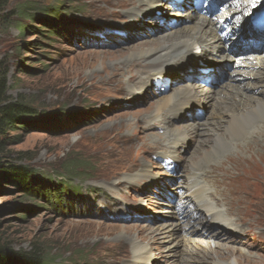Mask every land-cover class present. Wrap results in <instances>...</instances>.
<instances>
[{
	"label": "rangeland",
	"instance_id": "rangeland-1",
	"mask_svg": "<svg viewBox=\"0 0 264 264\" xmlns=\"http://www.w3.org/2000/svg\"><path fill=\"white\" fill-rule=\"evenodd\" d=\"M191 1L182 0L180 8L161 0L159 17L148 10L131 17L133 7L125 0H10L7 15L0 13L5 96L8 103L24 102L37 115L19 126L23 130L5 135L13 140L7 148L12 165L57 183L66 179L81 195L80 204L59 215L48 203L23 198L18 188L0 180V224L14 251L37 247L54 264H264V107L248 119L243 139L225 140L230 135L217 130L221 141L213 143L200 126L194 130L192 125L212 119L211 101L222 98L219 91L232 62L221 66L217 79L206 85L190 78L188 70L196 60L188 65L132 55L158 50L160 39L179 34L187 23L180 12ZM26 3V8L38 5L34 12L42 14L22 21L25 27L19 31L10 24L19 22L11 12ZM62 3L77 10L68 11L73 22L59 29L62 38L47 40L42 10ZM209 20L216 24L213 16ZM260 55L264 59V48ZM163 64H170L166 93L188 85L206 90L211 98L203 111L195 107L175 117L168 109L156 113L163 92L146 80ZM246 82L252 84L246 93L264 103V81ZM43 116L50 120L41 121ZM171 132L179 141L167 145L162 138ZM252 141L256 147L248 153L245 146ZM172 146L180 158L170 171L158 159ZM238 158L252 163L237 166ZM213 169V179L220 180L214 195L226 193L228 182L230 193L239 188L244 197L237 207L221 198L214 201V208L226 212L229 225L200 216L185 194L186 187L198 189L202 183L213 189L206 180ZM169 222L177 227L176 246L156 233V227ZM213 233L221 238H211ZM226 244L233 250L223 251ZM138 245L151 247L146 260L135 253Z\"/></svg>",
	"mask_w": 264,
	"mask_h": 264
},
{
	"label": "bare ground",
	"instance_id": "bare-ground-1",
	"mask_svg": "<svg viewBox=\"0 0 264 264\" xmlns=\"http://www.w3.org/2000/svg\"><path fill=\"white\" fill-rule=\"evenodd\" d=\"M239 1L243 4L240 8L239 2H237L238 4L236 8H229L228 13L224 15L226 20L225 25L228 27L227 30H225L228 32V35L236 34L237 36V25L240 22V19L238 18L241 16L243 19H246L244 15L246 0ZM125 2L128 5L127 7H133V9L130 10V16L136 17L144 14L145 10L151 11L153 13L159 8L161 0H125ZM176 6L182 7L181 4H177ZM227 8L228 7L225 6V9ZM180 16H183L187 20V23L180 28L179 34L174 36L173 39L169 38L170 36L164 37L159 40V43H157L158 45L163 43L161 48L158 50H146V52L137 51L132 55L138 57L142 54V56L146 57V59L157 56L156 59L158 58L160 60H163L164 57L180 63L181 61L188 59L191 55L195 54V52H199L202 59L208 60L205 62L207 65L212 63H214V65H220V68H217L216 70L214 69V71L210 74L214 80L217 79V73L222 69L221 66H228L226 61H235L237 64L236 68L229 66L231 69V72L228 73L229 79L221 86L219 91L221 94H223L222 98L218 97L216 102L211 101V104H213V110L211 111L210 117H212V119L205 123H201L200 121L193 123L192 129L197 130L196 126H200L202 131H205L204 135L211 136V138H213V143H219V141H221L220 135L216 132L217 130H221L222 132L225 131L230 135L227 138L224 137L225 140L231 139L233 141L234 138L243 139L247 134V132L244 130V127L247 125L248 119L254 114L255 111L259 110V107H264L263 102L260 100H254L246 93V91L250 89L249 86H251V83L246 82V80H248L247 77H250V79H259L264 81V59L260 55V52L262 51V45L252 46L251 41L258 39L255 38V35H253L252 39H249V36H246L244 37L243 42L240 40L238 42H234L233 47L230 48V51H227V46L230 42H228V38L226 37L227 32L226 34H224L225 32L220 34L219 29H222L223 26L219 27V23L214 24L209 20L207 15L200 13V9L193 7L185 10L183 14H180ZM224 16H220V19L223 20ZM178 28L179 27H177L176 30H178ZM176 30L174 31L175 33ZM148 42L149 41H147V43ZM258 53L259 57L258 55H255ZM253 57L255 61H252L251 58ZM189 62L190 61H186L187 64ZM169 65L170 64L161 65L160 69L146 81L153 83L154 86L157 87V83L159 84L161 81H165L163 78H166ZM195 75L202 76L201 73H194V76ZM210 98L211 97L206 90L195 91L194 87L188 85L186 87L173 90L171 93H164L155 103L156 113L160 112L162 109H168V112H170L172 116H175L176 114L192 110L194 106H199L202 108V105L207 104ZM196 119L199 118L196 117ZM163 127L165 130H169L168 123H164ZM162 141L165 144H176L178 142V137L174 132H171L167 136L163 137ZM202 145H206V140L202 141ZM255 147L256 144L254 141L247 142L245 146L246 152L250 153ZM173 148L174 146L171 148H166L159 154V156L162 159L169 158L173 162L179 161V154ZM200 155L202 156L201 153ZM262 159L264 161V157H262ZM236 161L237 164L241 166H245L246 162H248L247 160L240 158ZM249 162L252 163L251 160ZM213 177H217L216 169H213L211 173L206 176V180L212 183L213 189H210L207 185L202 183L198 189H189V187H186L187 191L185 194L187 195L188 200H192L196 203L195 209L199 210L198 214L200 216H204V218L211 217L212 219L219 220L220 223L229 225L231 222H227L228 219L226 217V212L214 208V201L221 198L220 200H225L224 202L227 204V206L234 205L237 207L242 206L244 197L238 188L234 189L230 193L228 182H225L227 184L226 193L218 192L214 195L218 189V186L220 185V180L213 179ZM180 210L181 209H179V212ZM195 229L192 231L196 232ZM176 230V224L172 222L156 227L157 235H162L163 238L170 240L173 246L177 245L175 240ZM211 238L220 239L221 236L219 233H213ZM235 244L234 248L237 246ZM146 245H138L133 248L135 253L141 255V260H146L145 253H148L150 247ZM223 248V251L233 250V248L228 244H226V246ZM171 251L172 250H170V252ZM217 263L222 264L221 262H215L213 264ZM228 264H236V262L231 261V263Z\"/></svg>",
	"mask_w": 264,
	"mask_h": 264
},
{
	"label": "trees",
	"instance_id": "trees-1",
	"mask_svg": "<svg viewBox=\"0 0 264 264\" xmlns=\"http://www.w3.org/2000/svg\"><path fill=\"white\" fill-rule=\"evenodd\" d=\"M10 0H0V13L5 12L9 8ZM26 3L23 7L15 8V11L11 12L19 22L13 24L14 27L18 28L19 31L25 26L23 25L24 20H37L36 16L42 13H35L38 5H29L28 8ZM77 11L70 9L67 4H57L51 6L46 10H42L45 17L42 18V26L47 28L46 35L47 40L62 37L57 33L56 29L71 24L73 20L70 18L69 11ZM3 22H7V16L3 17ZM57 26V27H56ZM24 36V31L22 30ZM44 31L41 30V33ZM20 34V32H19ZM46 34V33H44ZM36 43V42H35ZM44 44V43H42ZM32 45V44H31ZM44 46V45H41ZM40 50H42L40 48ZM44 55H38L43 57ZM7 71L0 67V180L3 183L18 188L23 195V198H31L32 200H41L48 203L49 207L54 208L56 214L64 215V210L71 211L72 206L80 204V194H77L74 187L68 184L65 179L64 182L59 181L58 183L53 182L47 176L39 177L36 172L31 169L12 165L10 154L7 152L9 142L12 139L5 137L8 131L12 130H23L19 126H24V121L33 120L37 118L36 112L30 108L24 102L8 103L6 95V80ZM41 121L50 120L49 117L43 116ZM62 175V174H61ZM69 174H65V177ZM46 177V178H45ZM45 191V193H44ZM22 210V209H21ZM21 220V217L19 218ZM40 248L31 249L29 252L14 251L11 247V243L4 237L2 226L0 224V264H54V260L48 259ZM71 264V263H70ZM80 264V263H72Z\"/></svg>",
	"mask_w": 264,
	"mask_h": 264
}]
</instances>
